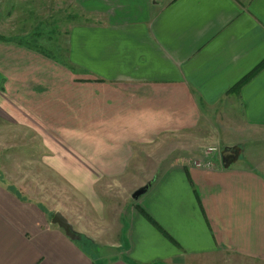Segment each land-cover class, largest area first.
I'll use <instances>...</instances> for the list:
<instances>
[{"label":"crops","instance_id":"0c3cea01","mask_svg":"<svg viewBox=\"0 0 264 264\" xmlns=\"http://www.w3.org/2000/svg\"><path fill=\"white\" fill-rule=\"evenodd\" d=\"M76 2L66 60L2 34L0 146H38L17 156L82 199L53 208L0 173V264H264V0ZM206 146L237 155L198 166Z\"/></svg>","mask_w":264,"mask_h":264},{"label":"rangeland","instance_id":"374dc122","mask_svg":"<svg viewBox=\"0 0 264 264\" xmlns=\"http://www.w3.org/2000/svg\"><path fill=\"white\" fill-rule=\"evenodd\" d=\"M65 3H67L65 0H56L55 2L52 0H7L2 4V0H0V35L4 34L6 29H16L13 34H17L20 30L26 31L27 35L25 34V37L21 35L19 39L25 42L29 47H35L34 50H37L44 56H48L51 59L56 60L58 59L57 57L61 55L62 59L64 58L66 60L67 57H63V51L61 52L58 50L57 52L53 49L55 39L59 42L62 40L63 43L66 44L65 33H61V24L62 22L68 24L72 20H79L76 15L81 16V14L77 11L78 8L76 0L71 5L69 3L65 5ZM73 5L75 7H73ZM8 6L12 9L10 15H13V13H19L21 15V13H23L22 18L7 19L2 17L3 12L5 14ZM39 6H41L40 9ZM2 7H5V9ZM35 36H38L37 40H34ZM3 37L5 39H9L7 36ZM23 136L25 138V142H34L37 144L39 142L37 134L30 130H24ZM31 147L34 149L35 147L39 148L38 146H26L23 148L30 149ZM212 147H203L202 154L209 153V149ZM23 148H21L20 145L4 147L3 149H9L7 153L4 152L0 146V173H5L6 178H8L14 188H17V186L22 187V189L24 188V191L29 194L30 198H40L43 202L47 203V206H50V202L48 201L50 199L53 202V205L51 204L53 208H65L64 202L72 199V196L74 202H81L82 195H80L72 184L67 182L66 179L62 178L60 175L55 176L52 172L53 176H50V171H42L44 178H35L33 176L34 171L37 169L39 164L33 161L24 162V157L17 156L18 152L22 153L21 149ZM215 148L219 149V153L215 152L211 155H221L224 151V147L218 146ZM242 148H249L250 150L249 146H243ZM262 148L264 147L252 146L251 150ZM6 157H9V160L3 161L2 159H7ZM203 160H205V158H203ZM197 162L205 163L206 161H202L200 159ZM2 164H5V167H3ZM130 180L132 179L128 178L124 180V182ZM78 202L76 203L79 204ZM84 203L87 205V201L85 199ZM78 210L81 211V206H79Z\"/></svg>","mask_w":264,"mask_h":264},{"label":"water","instance_id":"95a60500","mask_svg":"<svg viewBox=\"0 0 264 264\" xmlns=\"http://www.w3.org/2000/svg\"><path fill=\"white\" fill-rule=\"evenodd\" d=\"M237 152L232 147H227L223 151V161L226 163L228 157H236ZM151 187V182H148L146 185L140 187L137 189L133 194L132 198L134 200H138L141 196H143ZM52 223L58 225L61 227L67 236H69L73 240H80L81 237L79 234L75 231L72 224L68 221V219L60 212L56 211L54 215L52 216Z\"/></svg>","mask_w":264,"mask_h":264},{"label":"built area","instance_id":"2783aa9c","mask_svg":"<svg viewBox=\"0 0 264 264\" xmlns=\"http://www.w3.org/2000/svg\"><path fill=\"white\" fill-rule=\"evenodd\" d=\"M215 152L219 153V149L215 148V147L210 148L209 153L205 154V156H204L205 160H202V161H206V162L205 163L195 162V164L198 166L212 167L214 165V162H213L212 158L210 157V155L215 153ZM208 154H210V155H208ZM215 155H217V154H215Z\"/></svg>","mask_w":264,"mask_h":264},{"label":"trees","instance_id":"16d2710c","mask_svg":"<svg viewBox=\"0 0 264 264\" xmlns=\"http://www.w3.org/2000/svg\"><path fill=\"white\" fill-rule=\"evenodd\" d=\"M0 41H7V39H5L2 35H0Z\"/></svg>","mask_w":264,"mask_h":264}]
</instances>
